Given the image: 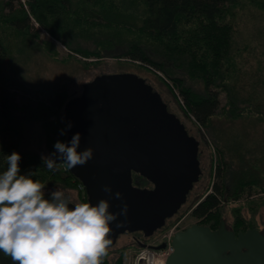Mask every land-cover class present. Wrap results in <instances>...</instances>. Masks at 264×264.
<instances>
[{
	"label": "trees",
	"instance_id": "1",
	"mask_svg": "<svg viewBox=\"0 0 264 264\" xmlns=\"http://www.w3.org/2000/svg\"><path fill=\"white\" fill-rule=\"evenodd\" d=\"M244 4L264 15V0H0V151L18 150L22 154V170L39 167L38 178L45 183L54 182L50 183L52 186L55 183L68 185L69 178L78 182L70 172L48 170L41 159L26 153L21 148L19 129L10 122L14 112L22 111L28 119H47L42 125L50 143L53 144V135L58 134L59 139L65 137L58 131L64 127L60 112L63 96L54 94L49 103L36 99L37 103L33 104L28 96L36 92L30 94L26 89L29 95L24 97L25 103L18 106L14 101L17 87L4 71L9 46L3 37H20L24 40L20 45H34L38 37L35 23L52 33L71 52L85 57L98 59L125 47L119 58L147 64L172 79L184 107L202 127L209 126L215 118L241 115L264 121V67L258 63L256 81L253 77L243 81L236 71L239 50L236 53L231 50L236 28L231 21L234 8ZM77 28L83 33L76 31ZM95 29L101 31L97 36ZM86 41L98 46L105 44L111 49L108 52L87 50L82 43ZM41 42L42 47L48 44ZM222 42L224 47L219 50ZM259 44L264 48V37ZM179 67L184 68L189 78L202 81L201 93L187 87L183 79L175 75ZM221 91L226 94L224 105L220 104ZM2 161L0 152V163ZM226 167L221 159L214 171L211 192L192 210L195 218H204L207 213L218 214L223 210V201L242 195V190L226 188ZM232 210L234 213L238 208ZM236 217L233 218L239 220ZM107 262L103 257L102 264ZM0 264L13 262L0 253Z\"/></svg>",
	"mask_w": 264,
	"mask_h": 264
},
{
	"label": "rangeland",
	"instance_id": "2",
	"mask_svg": "<svg viewBox=\"0 0 264 264\" xmlns=\"http://www.w3.org/2000/svg\"><path fill=\"white\" fill-rule=\"evenodd\" d=\"M234 12L235 15L231 21L236 28L233 33L234 45L231 44L233 47L231 50H235V53L237 49L239 50L236 57L238 62L236 71L243 81H247L250 79L249 77H253V80L256 81L258 63L264 67V48L259 44L261 38L264 37L262 31L264 30V15L259 11L254 12L246 4L234 8ZM34 29L38 31L34 45H20L19 42H24L20 37L10 38L7 35L4 36L7 38L3 37L9 46L8 60L4 71L12 80V84L17 87L14 101L18 106L23 105L26 101L24 97L29 95L26 89L31 91L30 94L36 92L35 95L28 96L33 104L37 103L36 99L49 103L48 100L54 94H61L64 105L67 99L75 97L81 92L83 83L99 74L110 72L135 73L145 79L155 91L159 92L166 103V107L178 119H181L189 134L198 141V160L202 177L194 183L193 189L187 194L184 204L172 217L167 218L165 224L156 230L157 232H153L154 235L150 238L144 237L141 232L128 235L119 234L115 244L107 248V253L104 256L108 259L107 264H144L143 258L140 257L142 253L154 257L152 264H164L166 255L170 252L169 248L150 249L140 243L159 245L166 239L165 242L169 243L175 231L184 230L185 227L195 222L197 217H193L191 208L203 200L202 197L206 193L211 192L210 185L214 181V171L221 159L227 164L226 188L228 190H242L243 192L240 197L223 201L226 204L221 211L222 217L229 224L233 222L232 218L237 216L236 218H240L242 225L247 221L245 226L253 225L256 222L264 226L263 120H258V118L249 115H241L237 118H215L209 126L202 127L184 107L182 97L178 94L179 89L173 84L172 79L147 64L119 58L121 50H125V47L116 48L109 52L112 53L109 56L105 54V57L98 59L93 56L85 57L79 53L71 52L70 48L61 44L52 33H48L40 24L35 23ZM76 31L83 33V30L78 28ZM95 31L97 32L96 36L98 32H101L99 29H95ZM120 37L121 35L118 38ZM122 38L124 37L122 36ZM41 41L50 46L47 44L42 47ZM82 43L83 48L87 50L101 49V51L108 52L111 49L105 44L92 45L90 41ZM219 46V50H222L224 43L222 42ZM175 75L181 77L187 87L202 92L204 85L202 81L193 77L189 78L184 68L179 67ZM19 86L25 88V91ZM225 102L226 94L221 91L220 104L224 105ZM13 115L10 122L19 129L22 137L21 148L26 153L40 159L41 153L47 154L52 151L53 144L47 139L46 129L42 125L47 120L46 118L42 120L28 119L22 111H16ZM57 136L58 134L53 135V142L59 139ZM65 139L66 135L64 138L61 137V140ZM237 142L241 143L236 144ZM59 170L62 171L61 166ZM133 178H135L136 186L149 188L150 184L139 175L134 174ZM50 183L52 182H46L49 191L54 182ZM59 186L65 189L74 200L86 199L83 188L79 189L78 182L71 178H69L68 185L60 183ZM234 207L238 208V211L233 213Z\"/></svg>",
	"mask_w": 264,
	"mask_h": 264
},
{
	"label": "water",
	"instance_id": "3",
	"mask_svg": "<svg viewBox=\"0 0 264 264\" xmlns=\"http://www.w3.org/2000/svg\"><path fill=\"white\" fill-rule=\"evenodd\" d=\"M81 89L63 105L62 124L72 121L65 140L79 131L78 150L91 146L93 156L69 171L82 183L86 199L107 198L109 210L118 213L110 222L109 246L119 234L141 231L151 236L178 211L202 177L198 141L159 92L135 73L99 74ZM133 174L151 187L134 185ZM105 184L111 186V193L103 190ZM117 190L121 197L114 196ZM124 203L126 214L120 213ZM170 244L172 251L164 264H264V236L253 229L234 237L223 220L216 230L187 226L174 232Z\"/></svg>",
	"mask_w": 264,
	"mask_h": 264
},
{
	"label": "clouds",
	"instance_id": "4",
	"mask_svg": "<svg viewBox=\"0 0 264 264\" xmlns=\"http://www.w3.org/2000/svg\"><path fill=\"white\" fill-rule=\"evenodd\" d=\"M71 127L69 120L59 134ZM80 136L77 131L69 140L56 139L52 151L41 153L43 167L57 172L61 163L72 169L92 158L91 146L78 150ZM0 152V253L13 264H102L111 244L110 222L118 215L109 210V200H74L58 183L49 191L37 176L39 167L22 170L18 150ZM103 190L112 192L108 184ZM121 195L119 190L114 193ZM127 209L124 203L120 213ZM141 256L144 264H152V256Z\"/></svg>",
	"mask_w": 264,
	"mask_h": 264
},
{
	"label": "flooded vegetation",
	"instance_id": "5",
	"mask_svg": "<svg viewBox=\"0 0 264 264\" xmlns=\"http://www.w3.org/2000/svg\"><path fill=\"white\" fill-rule=\"evenodd\" d=\"M149 186H151V185H149ZM195 205L192 206V208H191L192 210L195 207ZM224 205L225 204L222 203V207ZM192 210H191V212H192ZM232 219H233V222L229 224L228 221L222 217L221 212L218 213V214L217 213H209V214L207 213V215H205L204 218L197 217L196 220H195V222H193V224H191V225L199 224V225L205 226L207 228H210L211 230H216L219 227V223L223 220L224 221L225 228L228 231H233L234 237H237L238 233H242V232H245L247 230H253V229H256L259 232V234H261L262 236H264V226L258 224L257 222L256 223H253V225H249L248 224L247 226H245L247 224V221H246L245 224L242 225L240 218H238L239 220H237L235 218H232ZM243 220H245V219H243ZM140 232L141 231H139V232L138 231L137 232H129L128 234H130V233H140ZM154 232H157V231L155 230ZM128 234H126V235H128ZM141 234L144 235L142 232H141ZM152 235H154V234L152 233L151 236ZM151 236H146V238H150ZM144 237H145V235H144ZM140 244L142 246H147L150 249H156L155 248L156 246H161L162 245V244H159V245L158 244L147 245L145 243H140ZM157 250H159V249H157ZM240 250H241V252H243L246 249L245 248H241ZM228 252L229 251H226V253H228Z\"/></svg>",
	"mask_w": 264,
	"mask_h": 264
},
{
	"label": "built area",
	"instance_id": "6",
	"mask_svg": "<svg viewBox=\"0 0 264 264\" xmlns=\"http://www.w3.org/2000/svg\"><path fill=\"white\" fill-rule=\"evenodd\" d=\"M61 169H63L64 171H67V169H66V167H65V165L63 163L61 164ZM78 186H79V189H82V185L81 184H78ZM165 241H167V239ZM165 244H167L166 248H169L170 251H171V245H168L169 243H166V242H165Z\"/></svg>",
	"mask_w": 264,
	"mask_h": 264
},
{
	"label": "bare ground",
	"instance_id": "7",
	"mask_svg": "<svg viewBox=\"0 0 264 264\" xmlns=\"http://www.w3.org/2000/svg\"><path fill=\"white\" fill-rule=\"evenodd\" d=\"M140 257H142V256H140ZM153 257V256H152ZM143 258V257H142ZM154 258V257H153ZM152 263H153V261H152ZM165 263V262H164Z\"/></svg>",
	"mask_w": 264,
	"mask_h": 264
}]
</instances>
